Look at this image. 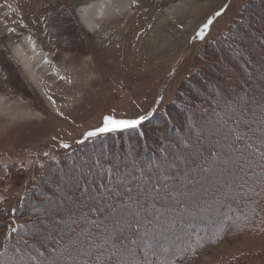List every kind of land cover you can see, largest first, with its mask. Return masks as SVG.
Returning <instances> with one entry per match:
<instances>
[{
  "label": "rangeland",
  "instance_id": "rangeland-1",
  "mask_svg": "<svg viewBox=\"0 0 264 264\" xmlns=\"http://www.w3.org/2000/svg\"><path fill=\"white\" fill-rule=\"evenodd\" d=\"M97 1L0 0V200L9 211L35 184L19 218H34L39 239L0 264H40L53 249L58 264L151 252L165 264H264V233L230 225L263 176L264 0H131L90 30L78 10ZM26 35L59 74L32 56L24 66L13 46ZM149 112L141 137L98 134L61 153L105 117Z\"/></svg>",
  "mask_w": 264,
  "mask_h": 264
},
{
  "label": "trees",
  "instance_id": "trees-1",
  "mask_svg": "<svg viewBox=\"0 0 264 264\" xmlns=\"http://www.w3.org/2000/svg\"><path fill=\"white\" fill-rule=\"evenodd\" d=\"M153 117H155V113L152 115H148L147 119L142 121L140 125H138L135 128H124V129H118L116 131H111L107 133H103L100 135V137H105L108 133L109 134H120V133H135L136 131L141 136L144 135L142 130V125L149 119L151 120ZM99 138V136L92 137L86 141H83L79 144H76L75 146H71L68 148H63L61 153L69 154L71 153L76 147L83 146L87 142H92L93 140ZM264 157V155H263ZM264 162V160H263ZM263 167V176L254 183V186L251 191V194L253 196L251 198L250 204L247 206L246 211V217L244 221L236 223V219L230 220V225L232 228H234L235 234H242V233H253V234H261L264 233V163L261 164ZM0 185L2 182H4L8 176L9 173V167L7 164H3L0 162ZM44 176V175H43ZM35 178V181H38ZM162 185V184H161ZM36 187L35 184H30L29 186H25L24 190L20 193L18 199L16 200L15 204L12 206V208L9 211H6L3 207V200H0V232H1V240H0V259L5 257H16L19 255H22L25 257L27 254L26 249L33 250V243L38 244V237L37 235H34V232L32 228H34L35 220L34 218L27 220H21L19 216H22V212L28 210V206L26 204V201H30L31 199V191ZM160 185L156 184V188L158 189ZM162 187V186H161ZM160 187V188H161ZM86 189V188H85ZM106 190H109L108 188H105ZM34 200V197L31 199ZM236 204L234 201H231L228 206L230 208L236 207ZM244 210L243 208H241ZM37 215L38 213L35 212ZM236 215H239V210L236 212ZM235 215V216H236ZM237 218V217H236ZM92 220V219H91ZM13 229L15 231H13ZM28 230V231H27ZM78 233V230H76ZM138 232V230H137ZM225 234L224 232H220L218 235L223 236ZM38 239V240H37ZM212 239V238H211ZM212 241V240H210ZM205 242V241H204ZM206 244V243H205ZM194 245V244H193ZM193 247V246H192ZM194 250V247L192 248ZM26 253V254H25ZM150 253V252H148ZM149 255L150 257L146 260V253L143 254L142 259L139 258V264H165L163 257L154 256L151 252ZM193 254V253H192ZM180 256V255H179ZM179 260V259H178ZM34 262H36L34 260ZM176 260H173V264H181V263H175ZM37 263V262H36ZM100 264H124L122 261L116 262L113 258L109 256H104L100 260Z\"/></svg>",
  "mask_w": 264,
  "mask_h": 264
},
{
  "label": "bare ground",
  "instance_id": "bare-ground-1",
  "mask_svg": "<svg viewBox=\"0 0 264 264\" xmlns=\"http://www.w3.org/2000/svg\"><path fill=\"white\" fill-rule=\"evenodd\" d=\"M130 2L131 0H99L91 5L80 7L78 14L85 25L90 30H94L98 26L96 20L106 17L112 12L116 13L124 10ZM33 38L32 35H26L24 37V43L27 47L24 46L23 42L14 44L13 50L17 57L22 61L25 67L32 66V64L35 65L34 60H36L42 67L47 68L50 72L59 74L57 68L50 67V62L52 61L50 53H44L42 49H38ZM25 48H28L29 54Z\"/></svg>",
  "mask_w": 264,
  "mask_h": 264
},
{
  "label": "snow or ice",
  "instance_id": "snow-or-ice-1",
  "mask_svg": "<svg viewBox=\"0 0 264 264\" xmlns=\"http://www.w3.org/2000/svg\"><path fill=\"white\" fill-rule=\"evenodd\" d=\"M136 0H133V3H135ZM228 5L225 4L223 7H221L218 11H215L213 15L208 16L206 22L202 23L199 27V29L196 31L194 39H200L203 40L205 38L206 33L208 32L210 26L213 24V21L215 18L221 16L227 9ZM51 99V98H49ZM148 115H152L151 112L148 113ZM147 116H139L136 119L132 120H118L114 119L111 116L105 117L104 122L101 127L96 128L92 131L86 132L84 135L85 137H95L98 134H103L111 131H116L118 129H124V128H135L138 125L141 124L142 121L146 120ZM64 148H68L69 145L63 144ZM93 211H103V209H92ZM13 231H15L13 229ZM56 249H53L51 253H49L48 256H44L43 253L41 254L42 259L40 261V264H58L57 257L55 256ZM49 257H51V261L49 260Z\"/></svg>",
  "mask_w": 264,
  "mask_h": 264
}]
</instances>
